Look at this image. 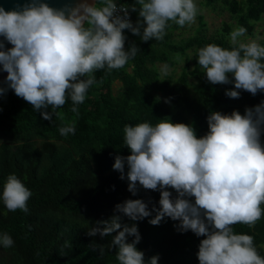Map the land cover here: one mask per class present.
<instances>
[{
    "label": "clouds",
    "instance_id": "1",
    "mask_svg": "<svg viewBox=\"0 0 264 264\" xmlns=\"http://www.w3.org/2000/svg\"><path fill=\"white\" fill-rule=\"evenodd\" d=\"M101 3L97 7V0L91 4L79 0L74 6L55 8L46 0H30L22 9L11 11L0 6V37L12 45L5 50L0 40V70L7 73L8 87L44 120L58 116L69 96L72 112H78L77 106L95 83L94 71L123 68L136 55L135 44L125 50L123 30L144 42L159 41L169 21L183 27L194 23L198 13L195 0H136L143 20L134 25L128 7H118L115 0ZM246 32L243 26L231 31V48L211 43L198 50V64L209 83L234 84L226 91L231 98H239L241 91L253 96L264 92V46L258 37L243 42L240 38ZM167 74L165 67L162 75ZM5 92L0 87V96ZM207 124V133L200 137L191 125L170 119L155 125H125L124 144L130 155H117L113 168L125 179L127 165L128 190L133 195L138 184L160 191V207L153 208L156 215L149 223L158 225L169 217L179 221L178 230L205 237L199 244V264H264L254 238L234 233L232 228L237 223L254 226L264 214V101L246 107L243 114L211 111ZM59 131L62 136L74 134L75 126L68 124ZM168 189L175 190V198ZM31 195L17 176L7 177L2 200L9 211L27 212ZM151 214L143 200L127 199L115 205L109 219L89 228L87 235L112 236L119 264H146L144 253L136 247L141 240L137 224L122 220L127 217L136 222ZM129 236L134 237L131 242ZM13 243L7 233L0 235L4 248ZM71 247L69 241L64 242V249ZM99 250L103 252L102 247ZM158 260V255L153 256L147 264H158Z\"/></svg>",
    "mask_w": 264,
    "mask_h": 264
},
{
    "label": "trees",
    "instance_id": "2",
    "mask_svg": "<svg viewBox=\"0 0 264 264\" xmlns=\"http://www.w3.org/2000/svg\"><path fill=\"white\" fill-rule=\"evenodd\" d=\"M115 1L127 5L134 25L143 20L136 0ZM206 4L212 10L218 4L232 22H223L208 34L204 16L198 15L195 32L178 40L174 31L179 25L173 21L168 22L166 34L159 41L144 42L126 30L125 50L133 44L139 50L123 68L94 71L95 83L77 106L78 112H72L69 96L58 109V116L44 120L8 87L6 80L0 82L6 89L0 96V136L7 138H0V235L7 233L14 241L10 248L0 245V264H119L117 249L111 245L113 237H90L87 231L97 221L109 219L115 205L127 199L143 200L152 213L136 222L127 217L122 220L137 224L141 240L136 247L144 253L146 264L157 255L158 264H199L197 253L205 237L178 230L179 221L169 217L158 225L149 223L156 215L153 208L160 207V191L145 190L138 184L133 195L128 190L127 165L125 179L113 165L117 155H130L124 144L125 125H155L161 119H170L191 125L200 137L208 131L211 111L231 114L237 110L243 114L246 107L264 101V92L253 96L241 91L239 98L227 96L226 91L234 84L209 83L198 64V50L208 44L233 47L229 35L235 28L243 26L246 35H253L264 16V0H206ZM96 6H102L101 0ZM133 6L136 11L131 10ZM260 44L264 46V39ZM181 58L183 64L177 75H161L157 64L172 66ZM68 124H74L75 133L62 136L59 129ZM261 141L264 143V135ZM13 174L32 193L27 212L9 211L3 203V186ZM168 190L175 198V190ZM232 228L234 233L251 235L264 258V214L254 226L237 223ZM132 239L129 236L128 242ZM65 241L72 244L70 250L63 248Z\"/></svg>",
    "mask_w": 264,
    "mask_h": 264
},
{
    "label": "rangeland",
    "instance_id": "3",
    "mask_svg": "<svg viewBox=\"0 0 264 264\" xmlns=\"http://www.w3.org/2000/svg\"><path fill=\"white\" fill-rule=\"evenodd\" d=\"M197 6H198V13L195 18V22L191 24H186L185 26L181 27L179 26L175 31H174V38L176 40L181 39L183 37H187L189 35H192L198 25V15H203L204 19L207 22V27H208V34H212L215 30L219 29L223 22L231 23L232 20L230 18V15L228 12L220 11L219 10V5L216 4L217 9L212 10L207 4L206 0H195ZM258 39V43L261 42V40L264 39V16L263 18L257 23L255 29H254V34L253 35H245L244 37H241L240 39L243 42H248L250 39ZM183 64V58L180 60L176 61V63L172 66L166 65L164 63H159L157 64L159 67V70L162 75V69L167 67L168 69V74L167 75H177V73L180 71L181 66ZM164 76V75H162ZM118 86V82L114 84V87L116 88ZM2 140H7L5 136H0ZM126 166V165H125ZM263 250H264V244H261Z\"/></svg>",
    "mask_w": 264,
    "mask_h": 264
},
{
    "label": "water",
    "instance_id": "4",
    "mask_svg": "<svg viewBox=\"0 0 264 264\" xmlns=\"http://www.w3.org/2000/svg\"><path fill=\"white\" fill-rule=\"evenodd\" d=\"M30 0H0V6H2L6 11L11 10H20L26 3H29ZM46 2L55 8H64L65 6H74L79 0H46ZM88 3H93V0H88ZM0 40H4L3 37H0ZM5 50L12 47L6 40H4ZM2 69V65H0ZM7 73L0 70V82L6 80Z\"/></svg>",
    "mask_w": 264,
    "mask_h": 264
},
{
    "label": "built area",
    "instance_id": "5",
    "mask_svg": "<svg viewBox=\"0 0 264 264\" xmlns=\"http://www.w3.org/2000/svg\"><path fill=\"white\" fill-rule=\"evenodd\" d=\"M117 3V6L119 7L120 5H123L125 7H127V5H125L124 3H121V2H118V1H115ZM101 7V6H99ZM129 9V8H128ZM120 15H123V13H119ZM129 18L131 19V14H130V11H129ZM127 29L123 30L124 32L126 31Z\"/></svg>",
    "mask_w": 264,
    "mask_h": 264
}]
</instances>
